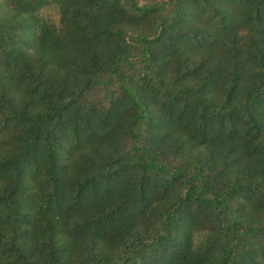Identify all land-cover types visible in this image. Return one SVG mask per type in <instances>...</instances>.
<instances>
[{"label": "trees", "instance_id": "16d2710c", "mask_svg": "<svg viewBox=\"0 0 264 264\" xmlns=\"http://www.w3.org/2000/svg\"><path fill=\"white\" fill-rule=\"evenodd\" d=\"M0 264H264V0H0Z\"/></svg>", "mask_w": 264, "mask_h": 264}]
</instances>
